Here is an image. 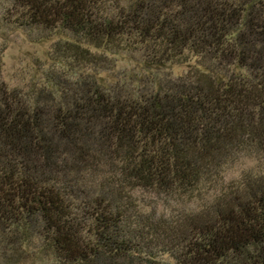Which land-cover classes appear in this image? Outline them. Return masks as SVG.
Instances as JSON below:
<instances>
[{
    "label": "trees",
    "instance_id": "trees-1",
    "mask_svg": "<svg viewBox=\"0 0 264 264\" xmlns=\"http://www.w3.org/2000/svg\"><path fill=\"white\" fill-rule=\"evenodd\" d=\"M16 30L52 48L40 82L0 77V264H264V0H0Z\"/></svg>",
    "mask_w": 264,
    "mask_h": 264
},
{
    "label": "rangeland",
    "instance_id": "rangeland-1",
    "mask_svg": "<svg viewBox=\"0 0 264 264\" xmlns=\"http://www.w3.org/2000/svg\"><path fill=\"white\" fill-rule=\"evenodd\" d=\"M51 42V39L40 42L31 41L18 30L0 36V77L8 87L24 88L33 82H40L41 71L47 68L51 62L49 59ZM106 56L113 65V67L110 66L112 73L139 75L137 54L134 56L119 51L118 53H108ZM194 57L190 56L187 62L168 64L162 69V73L166 74L167 72L173 77L183 74L196 65ZM53 68L61 69L56 65ZM255 163L257 162L254 158L240 157L225 173V180L237 178L242 171L253 167ZM133 194L145 209L154 210L156 213L164 215L194 209L200 203L198 197L189 199L143 188L135 189ZM35 254L32 248H27L25 253L20 254L18 264H49L38 259Z\"/></svg>",
    "mask_w": 264,
    "mask_h": 264
}]
</instances>
